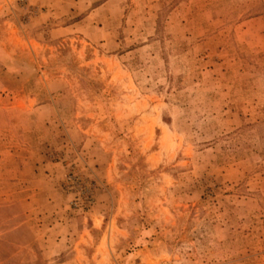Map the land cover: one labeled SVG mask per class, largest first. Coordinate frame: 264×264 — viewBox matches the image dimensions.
<instances>
[{
    "label": "rangeland",
    "instance_id": "374dc122",
    "mask_svg": "<svg viewBox=\"0 0 264 264\" xmlns=\"http://www.w3.org/2000/svg\"><path fill=\"white\" fill-rule=\"evenodd\" d=\"M0 264H264V0H0Z\"/></svg>",
    "mask_w": 264,
    "mask_h": 264
}]
</instances>
